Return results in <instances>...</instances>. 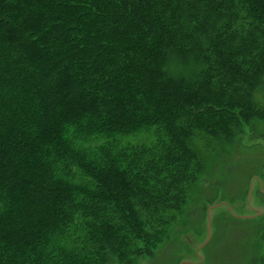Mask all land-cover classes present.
<instances>
[{
  "label": "trees",
  "instance_id": "trees-1",
  "mask_svg": "<svg viewBox=\"0 0 264 264\" xmlns=\"http://www.w3.org/2000/svg\"><path fill=\"white\" fill-rule=\"evenodd\" d=\"M263 88L264 0H0V264L150 255Z\"/></svg>",
  "mask_w": 264,
  "mask_h": 264
},
{
  "label": "rangeland",
  "instance_id": "rangeland-1",
  "mask_svg": "<svg viewBox=\"0 0 264 264\" xmlns=\"http://www.w3.org/2000/svg\"><path fill=\"white\" fill-rule=\"evenodd\" d=\"M175 75L192 68L171 59ZM264 101V88L260 91ZM156 137L141 133L125 139L150 145ZM201 173L180 212L166 217L161 242L135 264H264L260 216L264 209V119L243 124L230 143L200 152ZM231 212V214H230ZM107 264H121L113 257Z\"/></svg>",
  "mask_w": 264,
  "mask_h": 264
},
{
  "label": "water",
  "instance_id": "water-1",
  "mask_svg": "<svg viewBox=\"0 0 264 264\" xmlns=\"http://www.w3.org/2000/svg\"><path fill=\"white\" fill-rule=\"evenodd\" d=\"M230 214H231V212H230Z\"/></svg>",
  "mask_w": 264,
  "mask_h": 264
}]
</instances>
